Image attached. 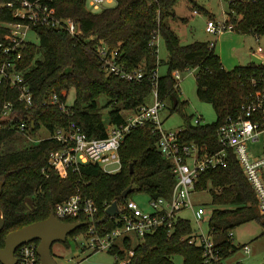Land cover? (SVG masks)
<instances>
[{
	"label": "trees",
	"instance_id": "1",
	"mask_svg": "<svg viewBox=\"0 0 264 264\" xmlns=\"http://www.w3.org/2000/svg\"><path fill=\"white\" fill-rule=\"evenodd\" d=\"M6 1L0 0V4ZM86 1L52 2L57 17L74 21L77 34L33 26L38 43L27 41L21 49L19 66L33 92V105L28 111L20 107L22 115L0 123V211L5 217L0 247L9 231L48 217L56 203L72 194L79 193L94 201L97 207L95 229L98 234H105L115 226L113 218L105 212V205L124 202L122 192L128 186H132V190L126 198L135 191L157 197L168 195L175 182L171 163L156 148L157 134L151 126L137 127L124 138L119 148L121 167L117 172L108 173L97 163H87L80 165L78 170H70L65 177L54 172L46 176L41 171L49 153L60 148L61 143L53 138L30 142L18 130L17 125L26 120L25 113L29 114L27 127L31 132L40 126L52 130L73 121L87 136L103 137L110 124L124 121L125 110L148 102L149 80L145 77L140 81H128L107 73L96 54L99 44L116 50L117 60L125 69L142 65L148 72L158 65L156 47L150 45L152 37L158 34L167 50V72L158 77V93L163 102L170 101L172 110H180L183 105L174 87L172 71L196 69L197 96L212 104L216 119L198 125L187 121L185 138L205 143L210 150L218 148V124L228 116H236L243 100L255 90L250 82L251 75L264 72V63H248L227 70L211 43H181L167 23L170 17L180 18L173 10L178 0H115L114 5L98 11L89 10ZM226 13L232 30L264 34V0H228ZM15 20L11 8L0 6V36L8 31L5 23ZM53 92L58 94L65 110L57 104L44 102ZM70 92L73 100L69 104L66 98ZM5 99H16V91L0 84V107ZM104 108L107 109V123L102 115ZM195 188L208 189L212 204L217 206L209 211L207 222L223 256L241 246H236L229 235L241 223L259 222L262 225L260 235L264 238V213L258 212L254 192L231 152L226 165L205 170ZM65 220L74 222L85 218L78 215ZM85 229L86 226H80L70 235ZM192 230L191 222L185 219L178 220L169 237L162 229L146 234L132 245L134 254L129 264H175L174 256H181L182 264H202L201 247L182 240V236ZM60 243L69 246L67 239ZM118 244L117 241L109 252L117 251ZM124 245L130 246V241L125 240Z\"/></svg>",
	"mask_w": 264,
	"mask_h": 264
},
{
	"label": "built area",
	"instance_id": "2",
	"mask_svg": "<svg viewBox=\"0 0 264 264\" xmlns=\"http://www.w3.org/2000/svg\"><path fill=\"white\" fill-rule=\"evenodd\" d=\"M107 1L87 0L86 5L88 4L89 10L97 11V8L104 6ZM52 2L53 0H8L0 4L11 8L16 18L15 21L5 23L8 31L0 36V84L16 91V99H5L2 102L0 123L12 120L19 114L22 115V110L28 111L33 105V92L24 77L23 69L19 66L21 49L28 41L27 31L34 30L33 26H46L63 29L71 35L78 33V28L72 19L56 16ZM194 13H198V10H194ZM232 28L233 25L228 22L226 16L220 20L209 18L205 26L207 32L216 35ZM157 36L158 34H155L150 41V45L156 47V51ZM254 36L259 41L260 35L254 34ZM262 51V47L258 45L252 55L258 56ZM96 54L107 73L128 81H140L146 77L151 83L153 101L125 110L124 121L110 124L103 137L87 136L73 121L66 126L47 129L49 133L43 138H53L61 143V147L49 153L46 166L41 169L42 173L47 176L50 172H54L65 177L70 170H78L80 165L87 163H97L105 172L115 173L121 167L119 148L124 138L137 127L151 126L152 131L157 134L156 148L163 158L171 163L175 182L168 195L149 196L145 203L147 208L130 197L125 198L122 203H117V213L110 216L115 226L105 234H98L95 229L94 216L97 207L94 201L82 197L79 193L56 203L52 213L60 220L78 215L85 218L86 229L77 234L86 239L82 250L86 247L91 251L109 252L118 240L122 245L125 240L130 241V246L124 245L122 248L121 244H118L117 251L112 253L115 264H129L134 254L132 237L141 241L146 234L160 229L169 237L178 220H189L182 215V211L190 209L199 228L182 236V240L201 247L202 264H241L240 260L227 261L233 252L223 256L208 222L207 230H202L200 225L208 221V212L202 205H194L192 192L198 190L195 185L201 174L208 168L225 166L228 154L231 152L254 192L258 212L264 213V72H255L251 75L250 82L255 90L243 100L236 116H228L218 124L216 127L218 148L210 150L205 143L186 139V126L163 129L159 113L165 103L159 98L158 93V65L148 72L142 65L127 70L118 62L117 51L110 49L104 43L96 47ZM180 73L181 70L178 69L172 71L174 87L177 89ZM44 102L57 104L63 110L66 109L55 92L49 94ZM23 116L26 120L18 124L17 128L27 140L33 142L30 137L31 131L27 127L29 114L24 113ZM200 120L201 118L196 116L192 125L202 124ZM250 143H259L260 149L252 150ZM111 203H107L105 209ZM229 235L233 238L232 230ZM36 248L35 241L20 244L15 250L16 264H39ZM239 248L244 253H250V247L246 243L241 244Z\"/></svg>",
	"mask_w": 264,
	"mask_h": 264
},
{
	"label": "rangeland",
	"instance_id": "3",
	"mask_svg": "<svg viewBox=\"0 0 264 264\" xmlns=\"http://www.w3.org/2000/svg\"><path fill=\"white\" fill-rule=\"evenodd\" d=\"M199 6H203L209 11L215 18V20L222 19L224 10L227 6V0H193ZM191 0H178L174 8L180 15V18H168L167 23L173 29V31L179 37L181 43H190L193 41L214 42L215 40L219 44L221 42L225 52L230 53L234 51L240 53V60L250 62L251 51L256 49L260 45L264 50V34L260 35V41L256 40L255 36L251 33H246L240 39L231 37L229 33H225L227 40H218L220 36L207 32L205 30L207 22V13L199 11L198 15L193 14V9H197L194 2ZM115 0L111 3L105 2L104 6L114 5ZM89 9L88 4L86 5ZM97 8V11L102 7ZM223 36V35H221ZM26 38L28 41L37 44L38 35L34 30H28ZM157 43V59H158V73L159 75L167 72V50L163 39L158 35L156 39ZM218 46V45H217ZM235 46V47H233ZM264 53V52H263ZM264 56V55H263ZM244 57V58H243ZM247 59V60H246ZM264 62V58L262 59ZM196 82V69L188 68L182 70L180 73L178 94L179 99L183 102L180 110H172L171 104L168 99L164 100L165 106L161 109L159 115L162 120V127L165 130L176 129L184 127L189 122L193 124L195 117H200V122L210 123L216 119V112L211 103L202 101L198 98ZM73 93L70 92L66 98L67 103H72ZM153 101V96L150 95L148 102ZM104 121L107 123V109L102 110ZM188 121V122H187ZM49 131L44 126H40L37 130L30 132V137L33 142L38 141L44 136L48 135ZM252 150L260 149L259 143L249 144ZM115 167V166H114ZM110 167V168H114ZM130 198L137 201L143 207H146L148 195L143 192H131ZM192 200L195 206L202 205L205 210L209 211L217 207L211 202V193L208 189L194 190L192 192ZM28 207H30V203ZM147 208V207H146ZM182 215L185 218H189L192 228L198 229V225L192 217L190 209L182 211ZM208 215V214H207ZM200 227L203 231L207 230V221L201 223ZM262 231V225L255 221H247L241 223L232 229L233 243L236 246L246 243L250 247V253H244L241 248H236L235 251L227 258L228 262L240 260L241 264H261L264 262V238L260 235ZM69 246L56 241L52 244V255L58 264H115V258L112 253L106 250L91 251L89 248L82 250V246L86 243V239L81 235L72 234L67 236ZM120 242L123 248L122 242ZM138 240L134 237L131 239V244L135 245ZM173 261L175 264H182L181 256H174Z\"/></svg>",
	"mask_w": 264,
	"mask_h": 264
},
{
	"label": "water",
	"instance_id": "4",
	"mask_svg": "<svg viewBox=\"0 0 264 264\" xmlns=\"http://www.w3.org/2000/svg\"><path fill=\"white\" fill-rule=\"evenodd\" d=\"M251 63L260 64L261 59L251 55ZM33 124V122H32ZM132 170V166H130ZM2 182L0 181V193ZM132 186H128L122 192L126 198ZM107 215L112 216L117 213V202L113 201L106 209ZM5 223V217L0 211V231ZM84 220L74 222L60 220L52 212L48 217L25 224L17 229L9 231L4 238V245L0 247V264H16L15 250L25 242L38 240L37 254L39 264H58L51 253L52 244L56 241L64 242L67 236L80 226H84ZM261 264H264L262 262Z\"/></svg>",
	"mask_w": 264,
	"mask_h": 264
},
{
	"label": "crops",
	"instance_id": "5",
	"mask_svg": "<svg viewBox=\"0 0 264 264\" xmlns=\"http://www.w3.org/2000/svg\"><path fill=\"white\" fill-rule=\"evenodd\" d=\"M112 1L113 0H108L107 3H111ZM191 1H193V0H191ZM193 2H194L195 6L197 8V9H193V14L194 15L195 14L198 15L200 13L199 11H204L205 13H207V19H209V18H215L203 6H199L195 1H193ZM227 2H228V0H227ZM227 6H228V3H227ZM227 6H226V9L224 10L223 17L224 16L228 17V15L226 13ZM173 10H174V12H175L176 15H180V13H178L177 10L174 7H173ZM194 10H198V13H194ZM225 33H229L231 35V37H236L237 39H240V37H243V35H244V33H238V32H236L234 30H227V31L222 32L221 34H218V36H220L218 38V40H225L226 41L227 40V37H225ZM221 35H223V36H221ZM196 41H198V40H196ZM259 41H260V38H259ZM217 43L218 42L216 40L214 42H211V44L213 45V50H214L215 54L219 57V59L221 61V64H222V66L225 69L230 70V69H233L235 66H238V65H246L248 63H251V62L245 63L246 61L240 60V57H241L240 53L235 52V50H237V48H235L234 51H232L231 53H230V51L229 52H225L224 49H223V47H222L221 42L219 44H217ZM233 47H235V46H233ZM254 50H252L251 52H253ZM263 52H264V50L262 51L261 54H259L256 57H258V58H260L262 60L264 58V56H263L264 53ZM251 55H252V53H251ZM251 55H250V58H251ZM262 63H264L263 60H262Z\"/></svg>",
	"mask_w": 264,
	"mask_h": 264
}]
</instances>
